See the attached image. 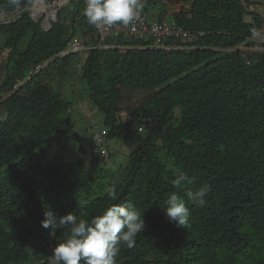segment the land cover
Segmentation results:
<instances>
[{"label":"trees","instance_id":"obj_1","mask_svg":"<svg viewBox=\"0 0 264 264\" xmlns=\"http://www.w3.org/2000/svg\"><path fill=\"white\" fill-rule=\"evenodd\" d=\"M24 1L34 3L0 7ZM163 1L142 0V13ZM69 2L48 29L30 11L0 17V264H49L68 230L43 228L48 210L90 220L127 202L146 227L133 248L121 245L117 264H264V40L254 49L251 37L253 26L264 30V17L248 9L253 2L183 0L188 9L172 17L186 39L155 46L148 37H115L108 47L98 45L84 0ZM86 37L96 47L68 52L70 40ZM73 55H83L77 69L86 97L104 115V128L93 124L104 144L141 139L119 171L101 168L109 157L94 151L93 125L88 170L65 159L71 104L50 79ZM135 91L145 93L138 103ZM53 139L54 155L44 161ZM178 172L193 183L176 186ZM205 184V205L186 199L188 224L177 227L163 212L166 199Z\"/></svg>","mask_w":264,"mask_h":264},{"label":"clouds","instance_id":"obj_2","mask_svg":"<svg viewBox=\"0 0 264 264\" xmlns=\"http://www.w3.org/2000/svg\"><path fill=\"white\" fill-rule=\"evenodd\" d=\"M84 5V17L97 30L117 24L130 26L141 19L144 9L142 0H84ZM173 183L179 187L191 185L193 181L186 173L178 172ZM209 190L205 184L187 190L184 196L173 192L166 199L163 212L177 227L187 226L190 209L186 199L202 207ZM108 197L117 200L115 188L109 191ZM41 226L50 229L51 235L57 230H68L66 238L57 243L48 257L49 264H117L121 245L133 248L136 237L146 227L131 202L112 204L90 220L72 213L60 216L48 210Z\"/></svg>","mask_w":264,"mask_h":264},{"label":"rangeland","instance_id":"obj_3","mask_svg":"<svg viewBox=\"0 0 264 264\" xmlns=\"http://www.w3.org/2000/svg\"><path fill=\"white\" fill-rule=\"evenodd\" d=\"M166 1V0H164ZM167 8H170L171 14L178 12L180 9H188V3L183 0H169V5L164 2ZM37 2V0H36ZM36 4V3H35ZM46 10L40 12L38 19L44 18L46 13L50 14L53 7L52 3L45 2ZM159 4H162L159 2ZM65 6L66 12L70 10V2ZM164 6V5H163ZM36 7V6H34ZM2 14V13H1ZM150 16V15H149ZM150 18V17H149ZM250 20V15L246 16ZM171 20V19H170ZM3 34H0V43L3 41ZM83 55H73L69 59V64L65 69H56L51 75L50 82L55 90L60 92L62 97L71 104V119L73 120V129L67 137H63L62 141L66 145L65 159L67 162H74L78 160L83 161V168L88 170L91 161L90 136L91 126L96 124L99 128H104V115L99 111L86 97L85 81L81 79L80 73L77 69L80 65ZM145 93L135 91L130 98L132 102L138 103ZM140 138L132 136L129 139H121L119 137L107 138L105 146L111 151L109 158L101 164L104 171H119L127 161L129 153L139 144ZM56 149V139H53L48 147V153L44 161L54 155Z\"/></svg>","mask_w":264,"mask_h":264},{"label":"built area","instance_id":"obj_4","mask_svg":"<svg viewBox=\"0 0 264 264\" xmlns=\"http://www.w3.org/2000/svg\"><path fill=\"white\" fill-rule=\"evenodd\" d=\"M36 1V0H35ZM61 0H54L52 2L51 7L56 8L62 7V5L67 4L70 0H65L62 3H59ZM45 0H43L44 5ZM47 7V6H46ZM53 9L50 12H53ZM248 9L253 11L254 13L264 17V5L254 4L248 5ZM32 12L31 15L36 17L38 20L39 17L42 16L35 13L34 6L30 9ZM47 18H43L42 25L45 28H49L51 23L56 21L55 15L50 16L49 13ZM94 29V36L96 41L98 40V45L100 47H108L106 43L109 38L115 37H128V36H136L140 38L148 37L150 38L155 46H160L163 41L167 39H186L189 37V33L183 27L178 26L176 24L175 19L169 20L168 18L162 19H148L147 16L142 13L141 19L130 26H122V25H114L104 28L103 30ZM251 37L256 42L254 49H261L262 42L264 40V30L263 28H259L257 26H253L251 28ZM89 37L86 38H73L67 43L68 52H84L92 47H96L94 44L90 42ZM88 43V44H86ZM44 64L37 65L31 73H35L39 71ZM23 81H17L14 85V88L17 89ZM140 130L142 127L139 128ZM105 132L99 129L96 125L92 126V139L94 142V151L100 155L101 157L108 158L111 154V151L105 146Z\"/></svg>","mask_w":264,"mask_h":264},{"label":"crops","instance_id":"obj_5","mask_svg":"<svg viewBox=\"0 0 264 264\" xmlns=\"http://www.w3.org/2000/svg\"><path fill=\"white\" fill-rule=\"evenodd\" d=\"M166 1H164V2H166ZM249 1L253 2V4H256V3L260 4L261 3V5H264V0H249ZM35 3H36V1L34 0V3L29 6V3H27L26 1H24L21 4L16 5V6L12 5L10 7H5L4 9H1L0 10V17L3 18L5 16L6 18H8V17L11 18V17L17 15L18 13H19V15H21V13H24L26 10H27V12L30 11V9L33 6H35ZM167 3L169 5V0L167 1ZM167 7L168 6H166L165 3H163V2H162V4H156V5L150 6V7H148V12L146 13V15L148 17H150V19H155V18H157L159 16L160 13H162V14H164V16H163L164 18H168L170 20L173 17H172L170 8H167ZM18 17L19 16H16V17H14L11 20H14V19H16ZM31 17L34 20L37 21L36 17H34L32 15H31ZM11 20L9 19L8 21H11ZM42 27H43V25H42ZM45 29H47V28H45ZM2 71H3V61H0V78L2 76Z\"/></svg>","mask_w":264,"mask_h":264},{"label":"bare ground","instance_id":"obj_6","mask_svg":"<svg viewBox=\"0 0 264 264\" xmlns=\"http://www.w3.org/2000/svg\"><path fill=\"white\" fill-rule=\"evenodd\" d=\"M63 1H65V0H61L59 3H62ZM35 6L36 7H34V9H35V13H37V14H39L40 12L46 10V6L44 5L43 0H37ZM49 15L52 16V15H54V13L53 12H50Z\"/></svg>","mask_w":264,"mask_h":264},{"label":"water","instance_id":"obj_7","mask_svg":"<svg viewBox=\"0 0 264 264\" xmlns=\"http://www.w3.org/2000/svg\"><path fill=\"white\" fill-rule=\"evenodd\" d=\"M4 8H5V6L0 7V10H1V9H4ZM60 8H61V7H58V6H57L56 8L53 9V13H54L56 19H57L58 12H59ZM26 12H27V10H26L24 13H22V15L25 14ZM47 17H48V15L45 14L44 19L47 18ZM49 28H50V27H49Z\"/></svg>","mask_w":264,"mask_h":264}]
</instances>
